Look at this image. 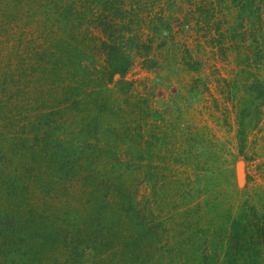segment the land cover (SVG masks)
Masks as SVG:
<instances>
[{
    "label": "rangeland",
    "instance_id": "obj_1",
    "mask_svg": "<svg viewBox=\"0 0 264 264\" xmlns=\"http://www.w3.org/2000/svg\"><path fill=\"white\" fill-rule=\"evenodd\" d=\"M263 90L264 0H0V209L55 239L79 175L145 264H264Z\"/></svg>",
    "mask_w": 264,
    "mask_h": 264
},
{
    "label": "trees",
    "instance_id": "obj_2",
    "mask_svg": "<svg viewBox=\"0 0 264 264\" xmlns=\"http://www.w3.org/2000/svg\"><path fill=\"white\" fill-rule=\"evenodd\" d=\"M263 94L264 90L260 92V95ZM79 163L82 164V161L79 160ZM78 178L77 183L67 181L63 186L66 195L62 198V202L65 206L64 212H62L63 216L61 214L60 223L55 230V239L54 236L46 238L48 235H44L49 234L50 230L54 233L52 227L50 230L46 228L43 232L36 231L38 225L32 220L27 221L28 210L27 212L22 211L21 207L10 209L9 212L0 209V218L8 217L4 220L12 224L6 228L0 225V264H56L57 260L53 259L52 256H55L54 252L57 250L68 257L67 261L65 259L66 264H110L111 262V264H145V258L142 254L145 252L142 247V240H138L143 235V230L135 223L132 229L125 230L124 228L126 232L122 229L125 233L123 231L122 233L115 225L104 226L99 224L97 221L101 219L99 218L100 208H108L111 200L108 199L106 192H100L91 184L84 186L83 179L79 175ZM102 182L97 187L115 188L113 183L108 186L107 182L104 183V180ZM69 188L72 191L79 190V194L75 196L73 202L70 201L69 196L72 191L70 190V193L67 191ZM130 200L135 202L134 198H130ZM122 218L119 216V219ZM130 218L136 221L139 216L132 214ZM14 222L16 223L14 224ZM27 227H32L29 232L35 231L37 233H28ZM150 235L152 236V234ZM146 237L149 238V233ZM158 249L155 246V250L158 251ZM85 250H90L92 255L84 257L82 254ZM240 255L244 256L243 254ZM138 258L139 260H137ZM246 259L250 258L234 256L231 259L227 258V261L228 264H259L255 259L250 260V262ZM204 262L203 258H197L192 264H205Z\"/></svg>",
    "mask_w": 264,
    "mask_h": 264
}]
</instances>
